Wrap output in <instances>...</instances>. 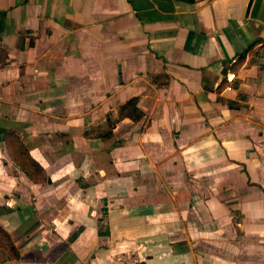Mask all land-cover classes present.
Listing matches in <instances>:
<instances>
[{"label":"crops","instance_id":"crops-1","mask_svg":"<svg viewBox=\"0 0 264 264\" xmlns=\"http://www.w3.org/2000/svg\"><path fill=\"white\" fill-rule=\"evenodd\" d=\"M0 224V264H264V0H0Z\"/></svg>","mask_w":264,"mask_h":264},{"label":"trees","instance_id":"trees-1","mask_svg":"<svg viewBox=\"0 0 264 264\" xmlns=\"http://www.w3.org/2000/svg\"><path fill=\"white\" fill-rule=\"evenodd\" d=\"M188 2H195L196 0H184ZM143 116V112L138 107V98L134 97L129 100L127 103L120 106L119 109V119L130 117L133 120H139ZM113 125V121L111 123ZM19 153L23 154V160L29 165H33L34 163L28 158V156L23 151H19ZM27 164V165H28ZM35 166V165H33ZM34 168V167H32ZM0 246L4 249H7L9 254L17 259L21 258V253L19 249L15 246L12 241L10 233L0 224Z\"/></svg>","mask_w":264,"mask_h":264},{"label":"rangeland","instance_id":"rangeland-1","mask_svg":"<svg viewBox=\"0 0 264 264\" xmlns=\"http://www.w3.org/2000/svg\"><path fill=\"white\" fill-rule=\"evenodd\" d=\"M0 257H3L2 255H0Z\"/></svg>","mask_w":264,"mask_h":264}]
</instances>
